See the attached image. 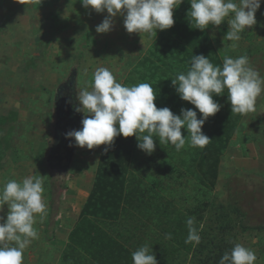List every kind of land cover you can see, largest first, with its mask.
<instances>
[{
	"label": "rangeland",
	"instance_id": "obj_1",
	"mask_svg": "<svg viewBox=\"0 0 264 264\" xmlns=\"http://www.w3.org/2000/svg\"><path fill=\"white\" fill-rule=\"evenodd\" d=\"M254 15L257 23L241 32L239 41L226 37L234 13L207 28L222 60L246 56L264 78V0ZM105 16L106 10L85 9L80 0H32L26 5L0 0V190L9 180L41 177L46 205L43 214H35L39 238L24 250L23 264H59L93 181L101 145L89 150L65 137L81 128L84 114L74 110L77 93L91 90L100 67L123 86H134L139 64L162 31L152 36L128 33L118 15L111 31L97 33ZM255 107L242 116L221 156L212 191L191 176L173 179L169 190L182 205L208 202V227L216 206H224L231 220L229 237L255 252V264H264V91ZM54 180L64 188L48 234L44 222ZM7 212L5 203L0 223Z\"/></svg>",
	"mask_w": 264,
	"mask_h": 264
},
{
	"label": "trees",
	"instance_id": "obj_2",
	"mask_svg": "<svg viewBox=\"0 0 264 264\" xmlns=\"http://www.w3.org/2000/svg\"><path fill=\"white\" fill-rule=\"evenodd\" d=\"M190 8V2L185 1L174 11V25L161 31L132 82L151 84L158 108L168 107L177 115L181 108H192L199 119L198 109L180 99L171 79L187 72L193 55L202 54L219 67L223 60L208 28L201 31L194 22L190 25ZM213 99L221 108L202 125V132L212 139L203 149L190 146L185 128L181 133L186 146L180 151L171 143L160 144L156 137L151 155L138 149L135 136H117L111 146L101 145L91 187L59 264H133L132 253L145 244L152 246L158 264H219L222 255L235 245L226 232L230 214L224 206H216L208 227V202L182 205L169 190L173 179L185 176L207 191L215 187L221 156L243 115L231 114L227 92ZM63 188L56 180L49 186L44 222L48 234L52 233ZM189 217L195 218L199 244L185 243ZM168 233L171 239L166 238Z\"/></svg>",
	"mask_w": 264,
	"mask_h": 264
},
{
	"label": "clouds",
	"instance_id": "obj_3",
	"mask_svg": "<svg viewBox=\"0 0 264 264\" xmlns=\"http://www.w3.org/2000/svg\"><path fill=\"white\" fill-rule=\"evenodd\" d=\"M26 5L32 0H15ZM40 2V0H39ZM183 0H80L82 7L97 13L106 10L107 16L95 27L97 33L112 30L113 18L123 16L128 33L156 35V30H166L174 25L173 10ZM261 0H190L187 13L190 25L203 31L209 25L219 26L230 14V31L226 37L239 41L240 33L257 23L255 12ZM236 45L234 44L233 47ZM171 83L181 100L188 101L198 109L181 108L174 114L168 107L158 108L154 103L156 93L151 84L139 83L131 87L117 82L112 72L98 68L93 74L91 90L82 88L77 93L76 112L83 113L81 128L65 134L75 146L91 150L96 146H111L117 136H135L137 147L151 155L156 148L154 137L160 144L174 145L180 151L186 144L181 129H187L191 147L203 149L212 139L202 132V125L209 116L217 113L221 105L214 95L227 92L231 114L246 115L256 111V100L264 91V78L252 68L246 56L224 57L223 66H214L208 57L193 55L186 73H179ZM69 146H72L70 143ZM103 151H107L105 148ZM42 176V175H41ZM41 177H27L22 182L9 180L0 190V211L8 205L6 219L0 223V264H23L24 250L39 238L34 228L35 214H43L46 205L42 199ZM3 219V218H0ZM188 235L185 243H200L195 218L186 220ZM171 239V233L166 234ZM253 250L235 244L226 251L219 264H255ZM133 264H158L152 246L145 244L132 253Z\"/></svg>",
	"mask_w": 264,
	"mask_h": 264
}]
</instances>
